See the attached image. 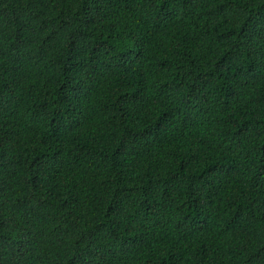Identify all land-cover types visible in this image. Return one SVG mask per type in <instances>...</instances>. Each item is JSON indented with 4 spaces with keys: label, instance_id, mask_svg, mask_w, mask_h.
Here are the masks:
<instances>
[{
    "label": "trees",
    "instance_id": "1",
    "mask_svg": "<svg viewBox=\"0 0 264 264\" xmlns=\"http://www.w3.org/2000/svg\"><path fill=\"white\" fill-rule=\"evenodd\" d=\"M0 264H264V0H0Z\"/></svg>",
    "mask_w": 264,
    "mask_h": 264
}]
</instances>
